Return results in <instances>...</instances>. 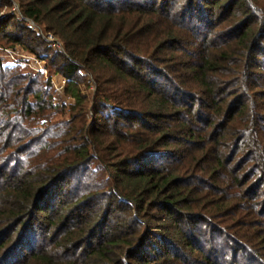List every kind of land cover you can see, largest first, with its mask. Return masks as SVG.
Listing matches in <instances>:
<instances>
[{
	"label": "trees",
	"instance_id": "16d2710c",
	"mask_svg": "<svg viewBox=\"0 0 264 264\" xmlns=\"http://www.w3.org/2000/svg\"><path fill=\"white\" fill-rule=\"evenodd\" d=\"M0 264H264V0H0Z\"/></svg>",
	"mask_w": 264,
	"mask_h": 264
},
{
	"label": "rangeland",
	"instance_id": "374dc122",
	"mask_svg": "<svg viewBox=\"0 0 264 264\" xmlns=\"http://www.w3.org/2000/svg\"><path fill=\"white\" fill-rule=\"evenodd\" d=\"M15 11H16V13H18V8L17 7L15 8ZM50 43H52L53 46L56 47V49H61L59 47V46H61V45H59L60 44L59 42L56 41V43H54V42H50ZM13 54H14V56L16 58H24V59H27L28 62H29V67L32 68V69H34L36 71H39V70H41L43 68V70H45L44 69V63H42V65L40 66L39 63L37 62V59L36 58H34L33 56L28 55L25 52H21L20 49H19V51H16V52H12V50H8V52L5 53V58H8L9 59L11 57V55H13ZM7 55H9V56H7ZM43 72L45 74H47L46 71H43ZM53 83H54L57 91L59 92V94H63L64 87H65V80L62 77L57 76V77H54ZM90 90L92 92L93 91V87ZM66 101H68V100H66Z\"/></svg>",
	"mask_w": 264,
	"mask_h": 264
},
{
	"label": "built area",
	"instance_id": "2783aa9c",
	"mask_svg": "<svg viewBox=\"0 0 264 264\" xmlns=\"http://www.w3.org/2000/svg\"><path fill=\"white\" fill-rule=\"evenodd\" d=\"M36 31L38 30V29H35ZM56 38L51 34V33H47L46 34V40L47 41H49V42H54V43H56V41L57 40H55ZM60 45V44H59ZM60 48H62L61 46H59ZM37 62L39 63V65L41 66L42 65V61H40V60H38L37 59ZM39 71H45V70H43V68L41 69V70H39Z\"/></svg>",
	"mask_w": 264,
	"mask_h": 264
}]
</instances>
